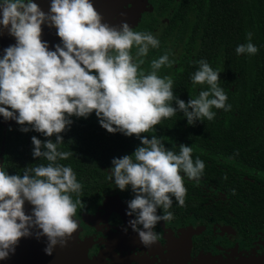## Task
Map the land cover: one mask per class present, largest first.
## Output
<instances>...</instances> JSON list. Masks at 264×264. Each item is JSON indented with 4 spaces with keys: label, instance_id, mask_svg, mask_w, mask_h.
<instances>
[{
    "label": "clouds",
    "instance_id": "1",
    "mask_svg": "<svg viewBox=\"0 0 264 264\" xmlns=\"http://www.w3.org/2000/svg\"><path fill=\"white\" fill-rule=\"evenodd\" d=\"M50 12L34 0H0V34L6 29L16 41L0 58V116L16 121L22 132L31 126L46 137L56 136L55 142L31 137L33 158L47 164L25 166L22 175L0 167V260L8 259L19 241L31 235L30 226L42 230L37 239L47 237V255L57 244L66 247L78 230L73 217L86 207L83 185L71 166L58 163L73 155L59 149L60 133L73 124L71 116L88 118L93 111L107 132L140 140L133 153L112 159L108 179L120 191L131 185L135 196L127 201L126 214L135 216L128 225L151 247L160 240L154 231L157 224L174 219L173 198L179 207L186 206L184 177L199 183L205 169L203 160L193 159L191 146L180 144L178 153L166 148L163 138L154 135L156 126L177 113L194 126L197 120H214L213 108L230 111L219 86L220 71L206 60L196 61L199 68L192 83L208 87L185 102L175 95L173 79L158 74L175 63L168 52L153 59L147 73L141 68L149 49L160 47L152 33L134 31L127 22H102L92 0H51ZM46 19L61 41L54 50L41 38ZM252 35L247 33L248 42L236 47L237 55L258 53ZM25 201L34 206L32 215H26Z\"/></svg>",
    "mask_w": 264,
    "mask_h": 264
},
{
    "label": "flooded vegetation",
    "instance_id": "2",
    "mask_svg": "<svg viewBox=\"0 0 264 264\" xmlns=\"http://www.w3.org/2000/svg\"><path fill=\"white\" fill-rule=\"evenodd\" d=\"M99 1L92 0L97 10ZM191 3L192 0H149L145 13L133 28L137 32L152 33L160 41L158 49H149L141 68L147 73L151 70V61L168 52L169 59L175 63L171 68H161L158 74L173 79L175 95L185 102L197 98L208 87L194 85L191 80L199 68L195 62L206 60L201 57L203 41L195 30ZM44 12L51 15L50 8ZM50 24L47 19V27L41 25L42 37L48 38L49 48L54 50L52 47L61 41L55 26ZM6 36L12 37L5 29L0 34V50ZM209 50L205 52L213 61L209 65L220 71L219 86L227 94L226 103L231 105V110L213 108L214 120H197L194 126L187 124L183 113H177L157 125L154 133L174 152H179L180 144L193 148V159L199 157L205 163L199 183L184 177L190 185L189 189L185 186L186 206L179 207L173 198L170 211L174 219L160 221L154 229L160 234V240L145 247L128 225L135 216V213L133 217L126 214L127 201L135 196L131 185L120 191L108 179L112 159L131 154L140 145L135 136L119 135L126 139V145L113 147V152L106 157L107 167L101 166L109 175L97 178L104 183L93 192L91 206L78 208L77 216L73 217L79 223L89 264H264V96L255 97L258 101L256 126L247 128L246 120L235 119L243 110L250 109L244 85L236 87L243 79L236 80L233 72L234 79H230L223 53L216 58L215 54L209 55ZM215 51L220 54L224 50ZM135 52L133 48V55ZM256 91L261 89L256 87ZM88 119L98 121L94 111ZM167 122L169 126L164 125ZM0 124L7 133L8 127L17 123L0 120ZM247 130L254 133L255 142L243 141ZM142 135L151 138L152 134ZM3 162L1 148L0 167ZM157 214L162 215L163 210L158 208Z\"/></svg>",
    "mask_w": 264,
    "mask_h": 264
},
{
    "label": "trees",
    "instance_id": "3",
    "mask_svg": "<svg viewBox=\"0 0 264 264\" xmlns=\"http://www.w3.org/2000/svg\"><path fill=\"white\" fill-rule=\"evenodd\" d=\"M191 8L195 30L203 41L201 47L204 50L201 57H205L206 61L211 63L213 61L205 52L211 49L209 55L215 54L216 58L223 53L229 78L243 79L241 83L240 80L237 82L236 87L241 88L244 85V94L248 97L247 106H250V109L243 110L235 119H241L242 122L246 120L247 128L256 126L258 114L255 103L258 101L255 97L264 96V0H192ZM249 32L253 34L251 42L258 47V53L237 55L236 47L248 42L246 34ZM215 49L224 51L218 54ZM256 87L261 89V92H257ZM71 120L73 124L70 128L66 126L65 131L60 133L63 143L59 145V149L71 151L73 155L58 163L72 167L77 180L83 185L81 199L86 207H89L93 202V192L104 183L97 178L109 175L101 166L107 167L106 157L113 152L114 146H125L126 139L119 136L123 135L122 133L117 132L115 135L107 132L98 121L84 117ZM164 125L169 126V123ZM20 128L19 124H12L5 133L0 124V152L4 147L2 168L9 174L22 175L25 166L48 163L43 158H33L32 136H36L42 142L47 139L53 142L56 140L55 134L46 137L43 133L32 130L31 126L27 133L20 131ZM246 134L247 137L243 141H256L251 130H247ZM184 184L189 189V183L184 181ZM75 199L76 196L73 194V200Z\"/></svg>",
    "mask_w": 264,
    "mask_h": 264
},
{
    "label": "water",
    "instance_id": "4",
    "mask_svg": "<svg viewBox=\"0 0 264 264\" xmlns=\"http://www.w3.org/2000/svg\"><path fill=\"white\" fill-rule=\"evenodd\" d=\"M99 3L102 7V22H106L110 26H119L122 22L130 23V20L135 18L143 7L141 0H100ZM129 3L134 4V7L128 10ZM38 4L44 11L51 7V0H38ZM42 25L47 27V19ZM41 38L48 42L47 37ZM15 42V37L6 36L3 38L0 54L4 55L3 49L15 44ZM33 207L30 203H25L26 215H32ZM33 219L35 218L33 217ZM29 231L31 235L22 238L15 249V253L10 254L8 259L0 260V264H89L87 247L85 248L81 241L79 230L73 234L66 247H60L57 244L52 255H47L44 251L47 246V237L41 235L37 239V233L42 230L36 226H30Z\"/></svg>",
    "mask_w": 264,
    "mask_h": 264
},
{
    "label": "rangeland",
    "instance_id": "5",
    "mask_svg": "<svg viewBox=\"0 0 264 264\" xmlns=\"http://www.w3.org/2000/svg\"><path fill=\"white\" fill-rule=\"evenodd\" d=\"M142 1V3H143V7H142V9H140V11H139V13L137 14V16L134 18H132L131 20H130V23H128L129 25H130V27H132V28H134L136 25H137V23L139 22V20L142 18V16H143V14L145 13V11H146V8L148 7V4H149V0H141ZM134 7V4H132V3H129L128 4V7H127V9L129 10V9H131V8H133ZM101 8V9H100ZM100 13L102 12V7L100 6L99 7V10H98ZM0 120H4L3 119V117L2 116H0ZM10 122H12L11 120H9ZM9 121H7V122H9ZM25 203H29L28 201H25Z\"/></svg>",
    "mask_w": 264,
    "mask_h": 264
}]
</instances>
